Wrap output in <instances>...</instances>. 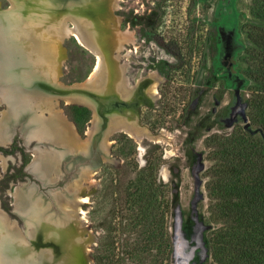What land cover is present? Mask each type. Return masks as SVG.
Listing matches in <instances>:
<instances>
[{"label": "rangeland", "instance_id": "rangeland-1", "mask_svg": "<svg viewBox=\"0 0 264 264\" xmlns=\"http://www.w3.org/2000/svg\"><path fill=\"white\" fill-rule=\"evenodd\" d=\"M111 2L108 22L122 40L120 49H112L111 55L128 78L124 76L126 86L146 76L160 79L156 97L151 98L153 103L140 108L141 126L150 131L151 136L135 139L121 130L107 131L115 132L103 135L100 140L107 153V157L102 155L101 164L92 170L90 163L83 161L74 174L73 168L68 169V166L75 167V162L64 159L65 154L59 160L58 173H51L55 187L42 185L27 171L23 177L13 180L6 175L9 171L16 173L20 160L26 162V166L30 163L31 169L36 151L65 149L66 145L58 141V146L44 143L36 147L45 148L34 147L33 150L32 145L29 150L21 144L24 147L21 154L9 158L0 155L5 158V166L0 168V181H4L0 182V210L13 221L18 233L27 235L29 220L23 222L12 211L15 191L30 192L31 200H40V209L46 210V216L52 214L53 221L59 220L63 227L69 224L82 227L77 228L83 232L78 240H84L87 247L88 264H148V259L137 262L129 254L137 239V230L142 229L132 226L143 183L139 173L148 168L156 177V183L166 187L169 201L167 230L171 253L168 264H216L208 242L219 223L211 221L208 212L210 200L205 190V172L211 161L207 159L204 141L211 134H229L233 128L241 126L264 142L262 130L250 123L247 116L252 80L245 62L247 51L253 46L247 27H264V21L250 12L249 0ZM13 4L12 0H0V10L15 9ZM63 17L59 23L75 26L73 21ZM51 19L44 20L46 25L40 21L37 24L41 28L49 27ZM56 30L53 28L52 33ZM53 36L55 48L52 51L56 50V57L50 62L48 81L59 87L96 82L99 71L94 69L97 60L94 52L71 34L53 33ZM44 89V106L40 113L46 117L55 112L70 123L75 138L87 148L69 149V152L88 155V143L100 128L95 109L80 101L66 102L63 98L66 95ZM0 101L4 102L1 98ZM5 109L6 105L0 102V118ZM59 152L64 154L61 149ZM88 168L93 173L86 175L77 191L87 198V202L79 204L83 211L55 213L49 195L61 193L71 198L67 186L80 180L81 172L86 174L84 170ZM38 247L45 248L40 244Z\"/></svg>", "mask_w": 264, "mask_h": 264}, {"label": "bare ground", "instance_id": "bare-ground-1", "mask_svg": "<svg viewBox=\"0 0 264 264\" xmlns=\"http://www.w3.org/2000/svg\"><path fill=\"white\" fill-rule=\"evenodd\" d=\"M12 1L14 3L13 5H15V9H9L7 13L0 12V61L3 62L0 64V98L8 105L9 112V114L6 111L3 112V120H0V143L3 144L7 142L5 141V137L8 131L11 114L16 112V115L18 114V110L24 111V106L28 107V103L24 105L25 100H23V97L20 100L17 91L19 89L24 91V85L27 84V80L32 81L35 78L48 79L51 77L50 62H53V58L56 57V50L52 51V49L55 48L53 45L55 38L53 33L59 35H61V33L67 35L71 34L75 36L79 43L84 44L87 48L94 52L97 59L94 69L99 71V79L96 82L94 81L92 85H90V83L86 84L87 86L90 88L93 86L98 90H102V92L115 89V87H122L121 91L124 92L123 97H130L129 92L131 90L126 89V80L124 75L121 73L122 67H119L112 55H109L112 49H120L122 41L115 35L113 27L109 24V15L105 17V22L100 19L95 33L90 35L94 36L96 41L97 45L94 46L88 40L89 35L85 34L82 30V23H86V25H88L89 21L86 18H82L79 22H77L75 20L76 15L72 16L65 14L63 17L64 20L70 19L75 23V26L68 25L69 27H66L64 22H58L60 17H62L61 14L58 16L54 15V13H51L49 10V6L48 8L40 7L41 5H47V0L44 1V4L42 0H29L30 4H28L26 10L20 9L24 7L20 0L17 2L16 0ZM111 3L112 2H110V4ZM46 17L47 19L52 18L50 20L52 22L50 23V26L42 28L39 27L37 23H39V21L45 23L44 20H47L45 19ZM55 24H58V26ZM35 26H38L39 28H35ZM48 28H51V30ZM53 28H56L57 30L52 33ZM96 38L100 39L101 44L98 43ZM91 44L94 47H97L98 50L92 47ZM102 51H104L103 53L106 55L101 56ZM121 74L123 76H121ZM152 76L154 79L151 78V81L145 87L144 92L148 95V97L155 98L157 85L160 79L157 76ZM63 98L66 102L75 100L87 105L93 103L91 100L75 94H67L66 96H63ZM51 105H53V103ZM95 120L96 117L93 119V122H95ZM25 122L28 125L26 124L24 128L27 127L28 129H26L29 130L28 132H32L33 127H37V129L33 131V136L40 138L39 141H42L44 136H46V140L58 138V141L62 146L66 145L65 149H62V147H59V150L42 149V152L36 151L34 153L35 164L33 168L35 172L39 175L45 176L46 178L48 177L52 181L55 177H52L51 173H54V175L58 173L59 168L56 165H58L60 158L62 159V156L67 154V152L69 153V149L79 150L84 146V144H80L77 140L78 138H75L76 135L72 131L73 128H71V124H67L55 112L50 113L48 117L36 116V119H27ZM105 128L103 132L107 133V131L121 130L135 139H140L144 136H151L149 133L150 131L135 123V121L129 119L123 120V118H119L117 116H113L110 119L108 126L106 125ZM90 134L91 132L89 131V135ZM50 135L53 138H49ZM89 143L87 152L90 154ZM104 143L106 142L104 141ZM83 148V150H85L87 145ZM60 149L63 150V155L59 152ZM4 166L5 158L1 157L0 168L3 169ZM84 171L86 174H82L83 172H81L80 180H76L67 186V194H72L71 198L61 193H56L55 195L60 207L63 210L69 211L70 214L81 213L83 210L80 208L79 204L87 202V198L85 196L77 194L79 185L82 183L81 181L86 178V175H91L93 173L89 168ZM28 193L24 194L21 189H17L14 193L15 209L23 214L24 219L29 220V222H27L29 228L27 235L18 233L16 231L17 228L15 229L13 221L8 220V216L6 217L0 210V264H41L39 259L40 256L36 254L38 252L33 250L35 247V250L47 248H39L38 245L33 246L29 239V237L35 234V228L39 225L43 226L42 233H46V235L51 234L60 238L62 237L65 246L67 247L65 250L69 256L66 255L65 258L62 257V259L58 254H54L50 251L51 249L48 248L44 254L45 256L43 257L49 264H79L80 261L83 262L78 255V251L75 249L76 242L79 241L78 238L81 236L80 232H78L79 230L75 226L73 227L72 224L63 227L59 223V220L55 219L56 221H53L54 218L51 216L52 214L46 216V214H44V210L42 208L40 209V200H31L32 195H29ZM44 219L53 223L52 226L54 227H50L49 224L48 226L45 225ZM55 225H59L58 231L55 229ZM25 245L26 248L24 247Z\"/></svg>", "mask_w": 264, "mask_h": 264}, {"label": "trees", "instance_id": "trees-1", "mask_svg": "<svg viewBox=\"0 0 264 264\" xmlns=\"http://www.w3.org/2000/svg\"><path fill=\"white\" fill-rule=\"evenodd\" d=\"M250 12L264 21V0H249ZM247 36L248 120L264 134V27L250 25ZM211 165L205 172L211 221L219 223L208 248L216 264H264V142L237 126L229 134L214 133L204 141ZM139 179L140 204L132 226L137 239L129 254L148 264H168L171 241L167 230L166 187L156 183L151 169ZM143 178V179H142ZM142 263V262H141Z\"/></svg>", "mask_w": 264, "mask_h": 264}, {"label": "water", "instance_id": "water-1", "mask_svg": "<svg viewBox=\"0 0 264 264\" xmlns=\"http://www.w3.org/2000/svg\"><path fill=\"white\" fill-rule=\"evenodd\" d=\"M17 1L18 0H16V2ZM20 1L24 5V7L20 8V9L26 10L28 4H30L29 2L32 0H30V1L29 0H20ZM44 1L45 0H42L43 4H44ZM111 1L112 0H47V5H41L40 7H42V8L47 7L48 8V6H49V10L51 11V13H54V15H57V16L60 14L61 15L69 14L72 16L76 15L75 20L77 22H79L82 18H86L89 22H88V25H86V23H82V30L84 31L85 34L89 35V38H88L89 42L95 46L97 44H96V41L94 39V36H90V35L95 33L96 27H97L100 19H102L103 22H105V17L110 15V11L112 10L111 4H110ZM8 11H9V9L0 10V12H2V13H7ZM97 40H98V43L101 44L100 39H97ZM93 45H92V47H94ZM103 52L104 51L101 52V54H102L101 56L106 55ZM110 53H109V55L111 56ZM107 57H105V58H107ZM36 79H38V78H36ZM39 79H41V78H39ZM41 82L45 85V87H47L48 89H50V91H53V93H56L57 95H59V94L60 95L61 94L62 95L75 94V95L81 96V97H83L85 95L86 97H88L87 99H89L91 101H95V102L96 101L97 102H99V101L105 102L108 100V98L111 99L110 96H108V95L106 96L102 91H99V92L94 91L91 89L92 87L90 88L87 85H76V86L72 85V86H60L59 87V85H55V83H51L50 81H48V79H41L40 83ZM21 115L24 116L23 114H21ZM12 120H14V119H12ZM12 123H13L12 125L19 124L20 127H23V121L22 120L21 121L20 120L19 121L14 120V121H12ZM10 139H11V135L7 134V140L6 141L9 142ZM92 142L93 141L91 138V141L89 143V148H90V154L89 155H86V154L78 151L77 153H70L69 152L64 157V159H67L70 162L71 161L75 162V165H74L75 167H73L72 165L68 166V169L73 168V169H71L72 173L75 174V172L77 170H79L80 167L78 165L80 163H82L83 161L89 162L92 170H94V168L98 167L101 164V162L103 161L102 155H104L103 157H107L106 153L103 150V145L101 144V142L99 143V145L97 144L95 146H93ZM44 143H47L50 146L52 145V142H50L48 140L38 141L36 139V145L37 146L42 145ZM0 146L3 147V146H5V144H0ZM29 165H30V163L26 167V171L29 174H31L34 178L40 180L42 185H44L46 187H55L53 181L46 178L45 176L44 177L40 176L39 174H36L35 172L31 171ZM65 188H64V190H65ZM54 194L49 195L50 202L54 206V212L57 214H67L68 211L63 210L58 205V202L56 201ZM42 203H43V201H42ZM12 212L15 215H17L24 222V216L23 215H20L18 212L15 211V209H13ZM44 214H47L46 210H44ZM79 223H80L79 219L78 220L76 219V224L79 225ZM44 224L47 226L49 224L50 227H54V226H52L53 223H50L49 221H47V219H44ZM42 227H43L42 225H39L35 228V234L29 238L31 241V244H33L34 246L39 245V244L43 245L45 248H50L51 249L50 251L53 252L54 254H58L61 259H62V257L65 258V256L67 255V251L65 249L67 247L65 246L63 238L53 236L51 234L46 235V233H42ZM77 228L81 229L82 227L78 226ZM55 229H57V231H58L59 225H55ZM78 232H80V235L82 237L83 236L82 230H79ZM58 236H60V235H58ZM35 239H37V241ZM80 239H82V238H80ZM83 241L80 240V241L76 242L75 249L78 251V255L83 261V262L80 261L79 264H88L89 259L87 260V255H86V248L87 247L84 245ZM24 247L26 248V245ZM28 248H29V246H28ZM35 249L33 251L38 252L36 254L38 256H40L39 259H40L41 264H49L43 257V256H45L44 254H45L47 249H42V250H35ZM33 256H35V255H33ZM67 256H69V255H67Z\"/></svg>", "mask_w": 264, "mask_h": 264}, {"label": "flooded vegetation", "instance_id": "flooded-vegetation-1", "mask_svg": "<svg viewBox=\"0 0 264 264\" xmlns=\"http://www.w3.org/2000/svg\"><path fill=\"white\" fill-rule=\"evenodd\" d=\"M115 62H117V61H115ZM2 63L3 62L0 61V64H2ZM117 64H118V62H117ZM121 76H123V75H121ZM147 77L148 76L137 79L135 84H133L131 86H128V85L126 86L127 90H131L129 92L130 97H124L123 98L124 93L121 91L122 87L121 88L115 87L114 90L103 92L106 96L107 95L110 96L111 99L108 98V100L105 102L92 101L93 103L88 104L91 109H95L97 115L99 116L98 123L100 124V128L98 130H96L92 136L93 146H95L97 144L99 145L101 138L104 137L103 135L107 134V136H108V135L112 134L113 132H115V131L107 132V133L103 132L106 125L108 126V120H110L113 116L114 117L115 116H117V117L122 116L124 118L127 117L126 120H128V119L133 120V121H135V123L142 125L140 122V118H139L141 105L142 106H149L154 101L153 99L148 97V95L145 94V92H144L145 87L151 81V78H147ZM125 78H126V80L128 79L126 76H125ZM41 79H45V78H41ZM41 79L35 78L32 81L27 80V84L24 85L25 86L24 91L20 90V89L17 91V94H18L20 100L23 97V100H25L24 105L28 103L27 104L28 107L24 106V111L18 110L17 111L18 114H16V115H15L16 112L11 114V120L14 119L17 121H19V120L23 121V127H20L19 124L12 125L13 124L12 121H14V120H12V121L10 120L11 124L10 123L8 124L7 134L11 135V139L9 142L8 141L5 142L6 138H7V134H6L5 141H4L5 143H3V144H5V146H3V147L0 146V155L1 156H4L7 158L8 156L16 155L17 153L21 154L24 150V147H27V149L30 150V149H32L31 146L33 145V150H34V147L37 146L36 145V139L39 141L40 138H36L35 136H33L34 135L33 131L36 130L37 127L36 126L33 127V129H32L33 133L31 131L28 132L29 131V130H27L28 128L26 127L27 128L26 129L24 127L27 124L25 122V121H27V119L28 120L29 119L34 120V119H36V116H44L40 113V111H41L40 109L43 108V106H44V99H45V97H44L45 94L43 91V90H45L44 89L45 85L42 82L40 83ZM29 82H30V85H29ZM30 92H32V93H30ZM0 102H2L3 104L6 105V109L3 112L6 111L9 114L8 105L6 103H4L3 101H0ZM21 114H23L24 116H22ZM46 117H48V116H46ZM0 120H3L2 115H1ZM49 138H53V137L50 135ZM45 140H46V136H44L42 141H45ZM47 140L52 142V145L58 146V144H56V143H58V138L47 139ZM0 144H2V143H0ZM21 144H23L24 147ZM42 145H44V144H42ZM39 146H41V145H39ZM36 148H38V147H36ZM41 148H45V147H40L38 149H41ZM105 153H106V151H105ZM106 155H107V153H106ZM31 164H32L31 171L35 172V170L33 168L34 164H35V155H33V159H32ZM56 166H58V168H59V161H58V165H56ZM26 167H27L26 162L24 163L23 160H20L19 164L16 165V167H15V169L17 170L16 173L15 174L10 173V171H9V174L6 175L7 178L13 180L14 177H16V178L23 177V173L26 172ZM11 169H13V168H11ZM40 176H42V175H40ZM2 182H4V181H2ZM31 198H33V197H31ZM14 208H15V206H14ZM18 213L20 215H23L20 212H18Z\"/></svg>", "mask_w": 264, "mask_h": 264}]
</instances>
